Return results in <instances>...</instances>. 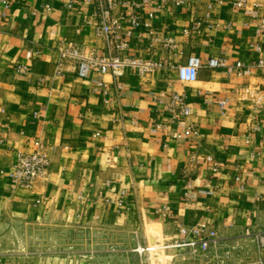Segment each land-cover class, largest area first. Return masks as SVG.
Listing matches in <instances>:
<instances>
[{
  "label": "crops",
  "instance_id": "obj_1",
  "mask_svg": "<svg viewBox=\"0 0 264 264\" xmlns=\"http://www.w3.org/2000/svg\"><path fill=\"white\" fill-rule=\"evenodd\" d=\"M69 1H0V225L37 229L61 217L90 233L144 223L170 243L181 226L207 220L220 245L195 253L171 249L179 258L174 264H263L264 248L256 251L255 242L264 231V116L242 93L245 85L264 88L258 65L264 32L257 23L264 0L241 7L237 0L167 4L153 8L151 19L146 0H122L115 12L126 17L129 53L154 67L143 75L127 68L117 79L105 73L106 93L93 91V75L79 77L72 63H61L64 39L86 54H106L92 18L95 1L76 0L72 8ZM134 12L141 23L129 34ZM198 21L199 30L185 33ZM170 36L179 41L177 49L161 44ZM190 55L222 63L203 65L195 81H180L171 64ZM237 60L249 68H237ZM174 93H184L192 108L176 121L169 108ZM35 142L50 165L32 189L15 186L16 153ZM233 243L242 244L234 254L242 252L243 263L218 258ZM70 255L42 251L17 259L0 252V264H122L118 256ZM126 263L141 264L137 258Z\"/></svg>",
  "mask_w": 264,
  "mask_h": 264
},
{
  "label": "built area",
  "instance_id": "obj_2",
  "mask_svg": "<svg viewBox=\"0 0 264 264\" xmlns=\"http://www.w3.org/2000/svg\"><path fill=\"white\" fill-rule=\"evenodd\" d=\"M5 6H10V0H0ZM95 1V9L92 13V18H96L95 25L96 35L101 37L105 41L106 54H97L93 52L86 54L83 49L77 44L68 41L61 40L58 45V50L61 57V63L70 62L75 68L79 77L86 78L92 76V80L96 87L93 91L101 89L103 93L107 92V84L102 79L105 73H110L114 78H118L124 74L127 68L134 69L137 73L143 75L151 71L154 67V63L145 58L134 56L129 53V43L123 37L122 21L126 18L122 14L116 13L115 9L124 3L122 0H86ZM193 0H146V3L152 10L148 13V16L153 18L155 16V10L153 8H163L167 4H172L177 7L184 6ZM246 0H237L235 4L237 6H245ZM76 4V0H70L67 3V7L72 8ZM1 18V15H0ZM90 22V20H86ZM130 28L127 31L132 34V30L138 27L141 23L140 15L137 12L131 13L128 16ZM258 26L261 31L264 32V16H261L258 21ZM146 25H150L147 22ZM202 26V22H196L191 29H185V33H191L192 31L199 30ZM151 38H154L153 31H149ZM158 39V38H157ZM164 48L177 49L178 43L175 37H166L159 39ZM222 63L220 57H212L206 62L197 55H190L186 62L178 63L176 65L171 64V67H175L177 72V78L180 81H195L198 77L199 69L203 65H207L210 68L219 67ZM258 65L264 68V52L263 56L258 61ZM235 66L239 69L249 68L243 61L237 60ZM21 69L25 70L26 66H22ZM58 74L62 73V69L57 70ZM243 99L249 100L254 107L255 112L264 116V88L260 85H245L243 89ZM226 100H221V108L226 106ZM170 111L172 112V121H176L178 118H185L192 112L191 104L184 93H174L169 103ZM159 129L165 128L161 124H157ZM260 124L255 123L253 129L258 130ZM36 147L32 149L19 150L16 153L15 161L12 166L10 177L15 186H24L28 189H32L37 179L43 175L49 165L50 157L46 151L41 148L39 142H35ZM178 237L170 243H165L162 247L164 249H183L192 253L197 251L207 252L211 246V243L217 239V232L213 229L207 220L200 221L192 225H183L178 230ZM257 244L260 248H264V231L258 235ZM140 251V250H139ZM264 264V259L262 261Z\"/></svg>",
  "mask_w": 264,
  "mask_h": 264
},
{
  "label": "rangeland",
  "instance_id": "obj_3",
  "mask_svg": "<svg viewBox=\"0 0 264 264\" xmlns=\"http://www.w3.org/2000/svg\"><path fill=\"white\" fill-rule=\"evenodd\" d=\"M54 219L37 229L26 225L11 228L1 224L0 252L17 259H31L42 251H49L69 252L72 254L70 257L76 258L92 256L96 261L118 256L122 264L134 262L136 258L141 264H174L179 261L178 257H172L170 249L162 247L165 242L158 229L148 228L144 223H118L88 233L86 228L74 226L61 217L56 219L57 222ZM255 243L256 251H259L257 241ZM219 245L217 240L212 242L209 251ZM241 246L239 243L229 244L218 258H231V261L243 263L245 257L242 252L234 254ZM116 249L126 250L125 255L118 254Z\"/></svg>",
  "mask_w": 264,
  "mask_h": 264
}]
</instances>
